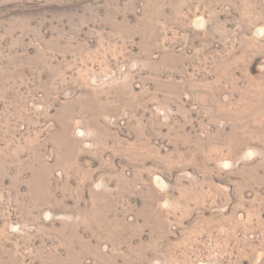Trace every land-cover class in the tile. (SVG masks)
Returning <instances> with one entry per match:
<instances>
[{
  "label": "rangeland",
  "instance_id": "374dc122",
  "mask_svg": "<svg viewBox=\"0 0 264 264\" xmlns=\"http://www.w3.org/2000/svg\"><path fill=\"white\" fill-rule=\"evenodd\" d=\"M0 264H264V0H0Z\"/></svg>",
  "mask_w": 264,
  "mask_h": 264
}]
</instances>
